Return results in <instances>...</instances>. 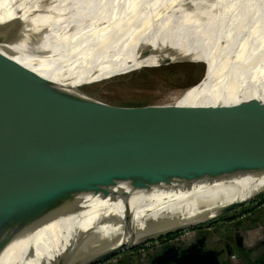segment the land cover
Returning <instances> with one entry per match:
<instances>
[{
    "label": "water",
    "instance_id": "1",
    "mask_svg": "<svg viewBox=\"0 0 264 264\" xmlns=\"http://www.w3.org/2000/svg\"><path fill=\"white\" fill-rule=\"evenodd\" d=\"M46 36L0 23V264H44L37 251V232L77 212L89 199L119 200L129 208L137 192L191 186L221 174L264 171V106L250 102L227 109L182 106L152 112L151 105L123 109L100 104L18 61L16 56L21 55L41 62L26 47L42 48ZM169 62L165 58L144 67ZM263 191L224 204L205 220ZM197 224L118 245L110 246L109 240L100 248L108 241L103 239L70 264H98ZM24 240L22 255L14 248ZM58 264L66 263L58 257Z\"/></svg>",
    "mask_w": 264,
    "mask_h": 264
},
{
    "label": "bare ground",
    "instance_id": "2",
    "mask_svg": "<svg viewBox=\"0 0 264 264\" xmlns=\"http://www.w3.org/2000/svg\"><path fill=\"white\" fill-rule=\"evenodd\" d=\"M0 23L47 33L42 48L26 47L41 62L33 63L21 55L16 58L81 94L79 84L140 69L138 58L153 57L173 44L217 49L226 55L236 52L239 57L231 61L247 58L249 47L264 46V0H0ZM68 67V72L63 71ZM250 102L264 106V73L240 87L185 89L177 98L167 94L151 104L150 111L170 112L182 106L185 110L227 109ZM221 175L191 186H171L184 188L180 192H172L171 187L137 192L129 208L119 200L89 199L77 212L47 223L37 232L38 254L44 264H58V257L70 264L75 250H89L98 239L108 240L100 244L102 248L109 240L110 246L118 245L201 222L224 204L264 189V171ZM169 196L183 201L170 210L168 202L163 204ZM169 212L179 214L171 217ZM104 215L114 217L103 221ZM160 219H164L163 225L150 226L149 222ZM24 242L14 248L22 255L26 252Z\"/></svg>",
    "mask_w": 264,
    "mask_h": 264
},
{
    "label": "rangeland",
    "instance_id": "3",
    "mask_svg": "<svg viewBox=\"0 0 264 264\" xmlns=\"http://www.w3.org/2000/svg\"><path fill=\"white\" fill-rule=\"evenodd\" d=\"M212 35L217 38L220 37V34L212 33ZM175 45L176 44L170 45L171 49L169 50L153 54L155 58H168L172 59V62L161 66L144 67L156 65L158 61H155L153 57H141L138 58L137 61L143 68L127 71L126 73L124 72L125 74L112 76L108 79H103L84 86L81 85L84 83H81L78 88L89 97L96 98L114 107L140 109L146 108L155 102L162 101L167 94L173 93L177 98L179 93L185 89L191 91H209L228 85L240 87L243 85L244 81L256 79L264 73V46L249 47L247 58L231 61V58L239 57L236 52L231 51L229 55H226L221 50L212 48L196 49L187 43L178 44V46ZM199 80L201 81L197 83ZM195 83L197 84L190 87ZM169 199L165 200L162 198L161 201L165 200L163 204L168 202L167 205L171 206L170 210L174 206L180 205L183 201V199H176L171 196H169ZM236 208L231 210H235ZM177 214L179 213L169 212L168 216L174 217L177 216ZM110 217L113 219L114 216L104 215L103 221ZM208 221L209 220L198 222L196 226L205 224ZM151 223L154 225L150 226H158L164 224L165 221L164 219H160L151 221L150 224ZM102 240L103 238L98 239L96 243ZM156 240L157 239L151 241L154 242ZM143 244L144 243L140 245ZM138 246H136V248L140 249ZM130 251H132V249H127L120 254L126 256ZM81 253L82 252L79 250H75V253L73 255L71 254V257L77 258L81 256ZM209 255L211 256L210 253Z\"/></svg>",
    "mask_w": 264,
    "mask_h": 264
},
{
    "label": "flooded vegetation",
    "instance_id": "4",
    "mask_svg": "<svg viewBox=\"0 0 264 264\" xmlns=\"http://www.w3.org/2000/svg\"><path fill=\"white\" fill-rule=\"evenodd\" d=\"M138 247L98 264H264V191L205 224Z\"/></svg>",
    "mask_w": 264,
    "mask_h": 264
},
{
    "label": "built area",
    "instance_id": "5",
    "mask_svg": "<svg viewBox=\"0 0 264 264\" xmlns=\"http://www.w3.org/2000/svg\"><path fill=\"white\" fill-rule=\"evenodd\" d=\"M149 242H152V241H149ZM149 242L144 243L142 246H143V247H144V246H148ZM140 246H141V245H140Z\"/></svg>",
    "mask_w": 264,
    "mask_h": 264
}]
</instances>
